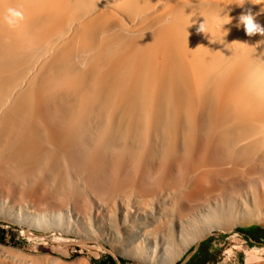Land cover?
I'll return each mask as SVG.
<instances>
[{"label":"bare ground","instance_id":"6f19581e","mask_svg":"<svg viewBox=\"0 0 264 264\" xmlns=\"http://www.w3.org/2000/svg\"><path fill=\"white\" fill-rule=\"evenodd\" d=\"M245 14L264 28V0H0V201L94 218L148 264L264 219V33Z\"/></svg>","mask_w":264,"mask_h":264},{"label":"rangeland","instance_id":"374dc122","mask_svg":"<svg viewBox=\"0 0 264 264\" xmlns=\"http://www.w3.org/2000/svg\"><path fill=\"white\" fill-rule=\"evenodd\" d=\"M7 199L3 198L0 201L6 204L5 209L8 210L7 206L10 209L8 210L10 211V216H7L8 214L3 215L5 214L4 210L0 211V264H68L69 262V264H78L83 261L85 256L90 257L93 264H98L104 261L107 255L113 258L114 264H119L120 259L123 260L121 264H148L138 258L118 254L120 250L108 245L105 239L98 236L99 233L94 227L96 226L94 223L96 224L97 222L94 218L89 220L90 224H85L81 220L65 214L63 211L59 212L61 219L55 218L50 214L52 213L56 216L59 214L58 211H47L45 221H41L35 218L34 214L26 216L25 214L17 213L16 209L13 210L11 208L13 206L9 204L11 202ZM240 204L241 207L244 205L239 203V207ZM25 205L31 206L27 202L21 204V206ZM30 208L28 207V209ZM34 210L36 211V209ZM254 225L264 227V219L234 225L229 229L211 228L192 243L174 264H178L197 241L209 233H233L236 228ZM95 255L97 256L95 257ZM73 260L78 261L72 263L71 261ZM79 264H82V262ZM247 264H264V247L249 250Z\"/></svg>","mask_w":264,"mask_h":264},{"label":"crops","instance_id":"0c3cea01","mask_svg":"<svg viewBox=\"0 0 264 264\" xmlns=\"http://www.w3.org/2000/svg\"><path fill=\"white\" fill-rule=\"evenodd\" d=\"M247 234L212 232L203 236L178 264H247L249 250L264 247V227Z\"/></svg>","mask_w":264,"mask_h":264},{"label":"clouds","instance_id":"9594fccd","mask_svg":"<svg viewBox=\"0 0 264 264\" xmlns=\"http://www.w3.org/2000/svg\"><path fill=\"white\" fill-rule=\"evenodd\" d=\"M16 15L19 16L20 14L17 13ZM239 19L242 22L245 33L247 35H253L256 33H264V28H262L258 23L254 21L252 15H249V14L241 15ZM199 30L204 31L201 24L199 25Z\"/></svg>","mask_w":264,"mask_h":264},{"label":"trees","instance_id":"16d2710c","mask_svg":"<svg viewBox=\"0 0 264 264\" xmlns=\"http://www.w3.org/2000/svg\"><path fill=\"white\" fill-rule=\"evenodd\" d=\"M257 228H259V226H255V225L254 226H248V227H239V228H236L235 231L243 233V234H247L250 237L249 232L251 230H254V229H257ZM256 243L264 245V242L256 241ZM122 261L123 260L120 259L119 264H121ZM114 263H115V261L113 260V258L110 255H107L105 260L100 262V263H98V264H114Z\"/></svg>","mask_w":264,"mask_h":264}]
</instances>
